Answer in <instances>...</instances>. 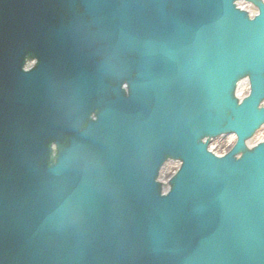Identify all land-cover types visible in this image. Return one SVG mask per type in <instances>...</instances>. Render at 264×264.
<instances>
[{
	"label": "water",
	"instance_id": "95a60500",
	"mask_svg": "<svg viewBox=\"0 0 264 264\" xmlns=\"http://www.w3.org/2000/svg\"><path fill=\"white\" fill-rule=\"evenodd\" d=\"M234 1L0 0V264H264V5Z\"/></svg>",
	"mask_w": 264,
	"mask_h": 264
},
{
	"label": "bare ground",
	"instance_id": "6f19581e",
	"mask_svg": "<svg viewBox=\"0 0 264 264\" xmlns=\"http://www.w3.org/2000/svg\"><path fill=\"white\" fill-rule=\"evenodd\" d=\"M262 2H264V0H262ZM246 9L249 11V13H254L255 9L253 7H249L247 6ZM255 14V13H254ZM247 85L244 83H241L238 87L235 93H242V95H245L247 93ZM264 105V103H263ZM232 138H226V139H220L222 141H215L214 143H212V147L214 149V152L219 153L220 150H223L224 148H230L232 146L233 140H231ZM264 140V125L261 126L258 131L256 132V134L251 137L247 142V145L250 146V148L252 146H254L256 143L261 142ZM163 165L161 166V170H160V174L161 177H163L164 179L168 176V174L172 173L173 171L176 170V168L178 167V162L176 161H165L164 163H162ZM167 175V176H166Z\"/></svg>",
	"mask_w": 264,
	"mask_h": 264
}]
</instances>
